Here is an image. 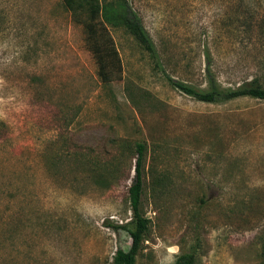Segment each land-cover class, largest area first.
I'll return each instance as SVG.
<instances>
[{
    "label": "rangeland",
    "instance_id": "obj_1",
    "mask_svg": "<svg viewBox=\"0 0 264 264\" xmlns=\"http://www.w3.org/2000/svg\"><path fill=\"white\" fill-rule=\"evenodd\" d=\"M159 64L109 25L119 61L100 73L63 0H0V264H111L129 249V187L147 147L137 264L264 263V99L197 100L264 87V0H129Z\"/></svg>",
    "mask_w": 264,
    "mask_h": 264
},
{
    "label": "trees",
    "instance_id": "obj_2",
    "mask_svg": "<svg viewBox=\"0 0 264 264\" xmlns=\"http://www.w3.org/2000/svg\"><path fill=\"white\" fill-rule=\"evenodd\" d=\"M63 1L72 13L74 22L83 25L87 44L97 57L100 73L104 79L112 80L109 69L111 66L114 67L116 61H119L118 50L109 31V25L124 27L159 64L156 45L129 0ZM207 73L208 85L206 88L178 81L172 76L167 75V77L173 86L204 102H226L246 96L264 99V87L256 80L243 83L236 88H224L218 83L210 68L207 69ZM0 124L5 125L4 122H0ZM146 150L147 147L144 143L137 144L136 174L128 190L133 218L126 224L111 225L115 229H126L129 232L132 239L131 246L129 249L118 248L111 264H137L138 256L150 230L151 220L142 211ZM173 264H197V254L194 251L182 253Z\"/></svg>",
    "mask_w": 264,
    "mask_h": 264
}]
</instances>
